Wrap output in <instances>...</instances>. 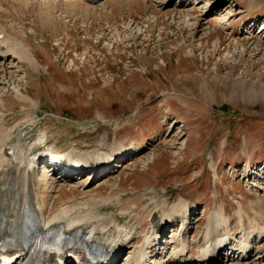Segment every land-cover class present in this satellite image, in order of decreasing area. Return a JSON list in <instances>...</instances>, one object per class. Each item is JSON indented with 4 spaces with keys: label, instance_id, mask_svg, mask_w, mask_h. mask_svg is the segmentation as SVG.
<instances>
[{
    "label": "rangeland",
    "instance_id": "1",
    "mask_svg": "<svg viewBox=\"0 0 264 264\" xmlns=\"http://www.w3.org/2000/svg\"><path fill=\"white\" fill-rule=\"evenodd\" d=\"M160 1L127 0L80 15L0 0L2 38L23 41L40 66L15 61L0 79L8 131L25 148L34 145V154L134 140L129 157L113 162L115 172L90 182L87 171L79 187L56 198L78 196L77 206L137 230L130 244L149 235L152 202L179 195L196 204L188 203L189 241L214 209L225 207L233 224L240 206L264 221V0L209 1L205 7L235 11L224 24L201 15L202 0H190L185 18L173 7L178 0ZM17 86L29 100L15 102ZM41 133L46 145L35 144ZM176 227L164 230L161 244L176 238Z\"/></svg>",
    "mask_w": 264,
    "mask_h": 264
},
{
    "label": "bare ground",
    "instance_id": "2",
    "mask_svg": "<svg viewBox=\"0 0 264 264\" xmlns=\"http://www.w3.org/2000/svg\"><path fill=\"white\" fill-rule=\"evenodd\" d=\"M2 1L12 5L17 3L25 6H30L35 2L38 4L37 7H41V9H55L65 13L69 12V14L77 12V14L85 15L90 7L101 6L104 8L107 6L109 9L115 5L126 4L127 0H105V2L103 0ZM209 1L211 0H202L198 3L203 5L202 16L211 14L214 18H219L216 22L224 24L228 23L235 15V11L231 7L221 8L220 3L215 4L213 8L211 6V8L205 7ZM167 3L172 4V0H168ZM159 4L163 6L166 2L161 0ZM190 4V0H178V3L173 7L183 11L185 18L190 16L187 10ZM25 6L23 7L26 8ZM39 8L38 10H40ZM14 9L17 10L18 8ZM64 12H61L62 14L59 12L60 15L57 18L60 19L59 16H61V20H64L66 18ZM50 15H52L51 12ZM263 31L264 23L261 24L259 33H263ZM2 37L3 34L0 29V79L10 73L9 70L13 68L15 61L18 63L25 62L32 71H38L39 62L24 46L23 41L20 42V40L11 39L8 36ZM13 98L18 104L30 99L18 86L14 88ZM0 108V247L12 240L20 243L21 212L27 204L33 217L37 218L35 219V226L39 231L45 232L48 226H51L64 234L76 236L80 243L93 245V248L101 249L106 255L110 254L111 258L108 264H117L123 253H127L123 264H264V221L257 223L258 216L255 212L254 215L257 217L251 218L240 206L237 209L239 212H235L237 213V215L235 214L237 220L233 224V218L227 216L225 207L214 209L215 212L211 213L210 219V213L206 214V224L189 241L184 233L190 229L187 225L189 214L194 210L196 204L190 201L194 204V208L191 209L193 204H188L190 202H187L181 195L175 198L173 202L170 201V198H168L170 202L168 200L158 204L152 202L153 207L149 215V235H144L138 241L134 240L135 242L130 244L135 238L137 230H131L127 226L117 223L112 217L104 215L103 209L100 213L99 209H92L90 206H77L79 202L76 201L81 200L78 196L69 200L63 197L56 198L66 189L79 187L77 181H80L79 177L87 171L89 174L84 175V178H90V182L100 176L104 177V175L115 172L116 168L113 166V162L116 160L122 162L128 158L130 151L134 150L135 141H130L128 146H120V143L115 145L114 142V144L107 145L108 148H105L101 142L90 148L87 147V149L97 148L86 151L75 148L55 149L54 157L57 160L50 162L45 159V153L34 154V145H28L25 148L21 145L19 137L15 140L12 138V134L7 129V104L2 98H0ZM114 125L116 126L118 123ZM43 139L47 140L45 133L40 134L38 142L35 144H41ZM101 140H106V137ZM175 144H179V147L175 149L181 151V144ZM128 149L129 151H127ZM124 151L127 152L122 155ZM77 154H81L83 160H76ZM86 158L87 160H85ZM88 163L92 168H83V165ZM39 168L40 171L38 172ZM250 171L247 172L248 174L246 173L247 176L250 175ZM80 184L81 187L83 185L89 187L93 183L86 184L83 182ZM246 219L248 220L247 223ZM203 222L204 217L196 218V223L202 224ZM177 223H179V227H176V231L174 230L176 238L171 236V240L168 238L169 241L166 245H164L165 242L161 244V235L164 230ZM231 244H234V247L231 248ZM171 247L173 248L172 252L166 257L163 256L165 251ZM22 251V245L19 244V249L16 252L19 256L13 264H25L24 257L21 255ZM192 251H194L193 255L191 254ZM253 251L256 252L255 256L252 254ZM69 263L70 261L67 259L65 264Z\"/></svg>",
    "mask_w": 264,
    "mask_h": 264
}]
</instances>
